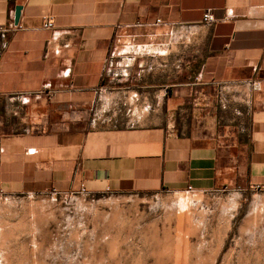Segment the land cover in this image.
<instances>
[{"label":"crops","instance_id":"0c3cea01","mask_svg":"<svg viewBox=\"0 0 264 264\" xmlns=\"http://www.w3.org/2000/svg\"><path fill=\"white\" fill-rule=\"evenodd\" d=\"M254 185L264 0H0L1 190L241 200ZM237 231L234 264H264V224Z\"/></svg>","mask_w":264,"mask_h":264},{"label":"rangeland","instance_id":"374dc122","mask_svg":"<svg viewBox=\"0 0 264 264\" xmlns=\"http://www.w3.org/2000/svg\"><path fill=\"white\" fill-rule=\"evenodd\" d=\"M249 212L253 215L247 216ZM257 219V220H256ZM264 191L58 194L0 189V264H234Z\"/></svg>","mask_w":264,"mask_h":264},{"label":"built area","instance_id":"2783aa9c","mask_svg":"<svg viewBox=\"0 0 264 264\" xmlns=\"http://www.w3.org/2000/svg\"><path fill=\"white\" fill-rule=\"evenodd\" d=\"M204 22L205 23H213L214 22L213 14L212 13H206L204 15ZM9 28H10V30H17V29H19V24L18 25L11 24L9 26ZM42 28L45 30H53L55 28L54 17L50 16L47 19H45L43 22ZM252 189L256 190V191H262V190H264V186L254 185V186H252ZM81 193H86V191L84 189H82Z\"/></svg>","mask_w":264,"mask_h":264},{"label":"water","instance_id":"95a60500","mask_svg":"<svg viewBox=\"0 0 264 264\" xmlns=\"http://www.w3.org/2000/svg\"><path fill=\"white\" fill-rule=\"evenodd\" d=\"M21 11H22V8L21 7H17L16 8L15 25H18L19 22H20Z\"/></svg>","mask_w":264,"mask_h":264}]
</instances>
